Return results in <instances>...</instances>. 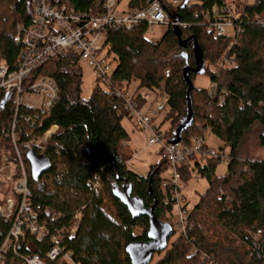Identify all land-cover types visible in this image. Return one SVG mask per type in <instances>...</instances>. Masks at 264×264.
Returning <instances> with one entry per match:
<instances>
[{
	"label": "trees",
	"instance_id": "1",
	"mask_svg": "<svg viewBox=\"0 0 264 264\" xmlns=\"http://www.w3.org/2000/svg\"><path fill=\"white\" fill-rule=\"evenodd\" d=\"M105 1L55 0V5L101 15ZM122 1L118 0L119 4ZM229 1L184 0L181 6L173 7L164 0L170 19L186 28L169 27L158 43L146 38V26L107 33L105 49L114 67V88L129 90L135 84L138 95L155 92L167 81L169 102L162 125L169 126L165 133L168 143L188 114L185 68L195 70L201 57L204 76L216 85L214 90L196 86L198 76L189 75L195 123L182 132L180 147L207 141L211 133L219 143L220 157L181 170L186 183L195 173L209 188L193 210L186 238L175 239L159 253L157 264H222L227 258L232 264H264V161L241 158L247 136L256 130L258 145L264 149V25L254 21L264 16V0L258 7L242 9L239 6L244 0H233L243 31L235 37L216 36L203 23ZM152 2L130 0L127 9L141 11ZM33 18L34 0H0V66L6 64L11 72L17 68L22 49L15 41L16 29L19 25L29 27ZM231 58L238 69H223L216 75L220 62ZM39 78L54 80L59 90L57 102L47 113L27 107L16 113L15 95L0 89V169L5 158L8 165L16 166L18 178L22 161L33 193V208L42 221H47L51 232L70 229L74 217L80 215L75 238L63 241L75 263L132 264L126 250L148 242L150 223L146 217L134 219L115 194L131 191L132 198L154 208L160 223L168 224L162 189L168 166L165 155L160 150L163 160L150 168L147 177L130 170L133 152L122 124L129 118L123 104L98 81L90 98H82L83 71L74 54L45 63L25 84L29 86ZM54 127L60 134L51 136L41 148L30 146ZM30 151L44 155L51 164L38 181L33 180L27 161ZM228 152L227 173L218 176L221 157ZM46 209L60 215L59 222L51 223ZM137 228L142 230L140 235L135 233ZM10 229L11 223L0 217V250ZM246 230L260 234L257 243ZM50 249L49 239L38 242L34 235L26 234L17 253L8 251L0 264H24L22 258L33 255L45 258Z\"/></svg>",
	"mask_w": 264,
	"mask_h": 264
},
{
	"label": "built area",
	"instance_id": "2",
	"mask_svg": "<svg viewBox=\"0 0 264 264\" xmlns=\"http://www.w3.org/2000/svg\"><path fill=\"white\" fill-rule=\"evenodd\" d=\"M163 1L154 0L141 11L126 9L122 13H117L118 0H106L105 12L94 15L78 13L65 6L55 5V0H34L32 24L29 27L19 25L16 29L15 41L22 47L17 68L11 72L6 64L0 66V89L15 95L16 113L22 107L47 113L58 100L57 84L49 78H39L29 86L25 83L31 73L45 63L64 60L69 54H74L79 60V66L91 69L99 84L121 100L123 110L130 119L135 120L137 127L149 133L147 149L159 147L163 151L170 168V173L163 177L162 183L163 205L167 208L166 219L173 230V235L177 238H186L189 220L196 206L190 199V193L200 184L201 178L194 173L192 181L186 183L181 170L196 163L203 166L209 160L220 157V153L205 140H197L188 148L170 145L162 125L163 111L169 102L167 81L161 82L155 92L147 91L138 95L127 89L114 88L112 79L114 67L110 64L105 49L107 33L111 29L121 28L131 31L141 26H146L149 30L156 26L186 28L181 22L170 19ZM183 2L184 0H171L169 4L179 7ZM259 5L260 0H244L241 1L239 8ZM236 10V2L232 4L227 2L220 13H216L213 18L208 15L203 25L216 36H228L227 32L231 31V37H235L243 31ZM254 21L264 25V16L256 17ZM228 68L238 69L232 58L220 62L214 73L219 75L221 70ZM210 88L214 90L216 85L211 84ZM47 140L44 136L43 139L31 143V146L41 148ZM229 154L230 152L222 155L223 164H229ZM3 161L5 165L0 169V176L7 170L16 169V166L8 165L5 158ZM18 167L19 177L16 178V175L9 177L12 182V197L5 200V205L0 204V217L5 222L11 223L10 232L0 251V262L3 261L8 250H15L25 235L31 234L38 242L49 239L51 249L46 261L39 256H33L24 259L26 264L49 262L75 264L63 241L75 238L81 221L80 215L74 217L70 229L51 232L47 221H42L33 208V193L28 186L23 165L20 164ZM3 177L8 178L7 175ZM45 216L51 220V223L60 220V215L50 209L45 210ZM135 233L140 235L142 230L137 228ZM246 233L254 242H258L260 234L253 235L247 230ZM224 264H232V261L226 259Z\"/></svg>",
	"mask_w": 264,
	"mask_h": 264
},
{
	"label": "rangeland",
	"instance_id": "3",
	"mask_svg": "<svg viewBox=\"0 0 264 264\" xmlns=\"http://www.w3.org/2000/svg\"><path fill=\"white\" fill-rule=\"evenodd\" d=\"M165 1L171 3V0H165ZM129 2L130 0H123L117 8V13H122L126 11ZM233 2H234L233 0H230L229 4H232ZM167 31H168V27L156 26L149 30L148 34L146 35V38L153 43H158L166 35ZM227 34L228 36H231L232 33L231 31H228ZM82 71H83L82 98L84 100H88L91 96L93 89L97 85V79L93 71L88 67L85 66L82 67ZM196 86L209 89L211 86L209 77L198 76L196 79ZM135 88L136 85L134 84L131 87V89H129V91L131 93H134ZM122 124L130 137V147L133 152V159L129 163V168L131 171L135 172L140 177H147L150 168L158 165L163 160V157L160 154V148L154 147L147 149L149 146L150 135L147 131L140 130V128L137 127L135 120L130 118H125ZM168 127H169L168 124H166L164 126V129L167 130ZM52 130L48 134H46L47 139H49L51 136L54 135L51 134ZM257 135H258V131L256 130L252 132L249 136H247L246 138L247 140L243 144V152H241V158L246 160L264 161V149H260L257 142ZM206 139L211 147H213L214 149H218L219 143L211 135V133L207 134ZM20 164L23 165L21 160L19 165ZM169 173H170V168L169 166H167L165 168V174L163 175V177ZM226 173H227V165L222 163V165L217 169V175L223 176ZM3 175H7L8 178H4ZM13 175L14 176L16 175L15 169L7 170L5 173H3L0 176V204L2 205H5V200L7 198L12 197V182H10L9 177H12ZM208 188L209 185L207 181L205 179H201L200 184H198L196 188L192 190V192L190 193V199L192 200V203L194 205H197L200 196L203 195L208 190ZM175 239H177V236L173 235L170 239L171 241L169 240L170 241L169 247L171 246V243ZM160 258L161 257L159 255H156L151 264H157L160 261Z\"/></svg>",
	"mask_w": 264,
	"mask_h": 264
},
{
	"label": "water",
	"instance_id": "4",
	"mask_svg": "<svg viewBox=\"0 0 264 264\" xmlns=\"http://www.w3.org/2000/svg\"><path fill=\"white\" fill-rule=\"evenodd\" d=\"M202 58H197L196 69L191 70L186 67L184 70V80L188 86V114L187 117L180 123L179 127L174 133V139L169 142L170 145L176 147L182 143V132L193 127L195 123V116L193 105L191 101V92L193 90V83L190 80V73L197 76H204V65H202ZM27 161L31 166V174L34 181H38L40 177L48 172L51 168L50 161L44 155H37L34 151L27 154ZM115 197L128 209L129 213L134 219L148 218L150 223V230L148 232V242L144 245L133 244L130 245L126 253L130 257L132 264H151L156 254L166 251L169 248V240L173 236V230L169 224L160 223L154 214V208H147L141 200L132 198L131 191L124 194H115Z\"/></svg>",
	"mask_w": 264,
	"mask_h": 264
},
{
	"label": "bare ground",
	"instance_id": "5",
	"mask_svg": "<svg viewBox=\"0 0 264 264\" xmlns=\"http://www.w3.org/2000/svg\"><path fill=\"white\" fill-rule=\"evenodd\" d=\"M57 133H58V130H57L56 128H53L51 134L58 135ZM24 239H25V237H24ZM22 240H23V239H22ZM20 242H21V241H20ZM20 242H19V244H20ZM19 244H18V245H19ZM18 245H17V247H18ZM17 247H16L15 250H14V249H10V250H8V251H13L14 253H17ZM1 249H2V248H1ZM0 251H1V250H0ZM8 251H7V252H8ZM7 252H6V253H7ZM67 252H68V251H67ZM6 253H5V255H6ZM48 253H49V252H48ZM48 253H47V254H48ZM69 254H70V253H69ZM5 255H4V257H3V261H4V258H5ZM70 255H71V254H70ZM156 255H158V254H156ZM156 255H155V256H156ZM33 256H39V255H33ZM33 256H30V257H27V258H31V257H33ZM46 256H47V255H46ZM155 256H154V257H155ZM39 257H40V256H39ZM27 258H26V257H23V258H22V261L24 262V264H26L25 261H24V259H27ZM40 258H41L42 260L46 261V257H45V258L40 257ZM71 258H72V255H71ZM129 258H130V257H129ZM153 259H154V258H153ZM227 259H230V258H227ZM130 260H131V259H130ZM230 260H231V259H230ZM3 261H2V263H3ZM72 261L74 262L73 258H72ZM152 262H153V261H152ZM74 263H75V262H74ZM131 263H132V261H131ZM224 263H225V261L222 262V264H224ZM47 264H59V263H50V262H49V263H47ZM75 264H77V263H75Z\"/></svg>",
	"mask_w": 264,
	"mask_h": 264
},
{
	"label": "crops",
	"instance_id": "6",
	"mask_svg": "<svg viewBox=\"0 0 264 264\" xmlns=\"http://www.w3.org/2000/svg\"><path fill=\"white\" fill-rule=\"evenodd\" d=\"M54 128H56L58 130V133L57 134H60V130L57 127H54Z\"/></svg>",
	"mask_w": 264,
	"mask_h": 264
}]
</instances>
